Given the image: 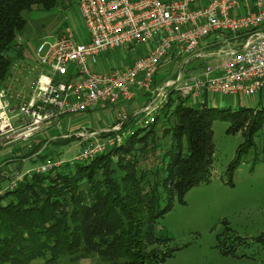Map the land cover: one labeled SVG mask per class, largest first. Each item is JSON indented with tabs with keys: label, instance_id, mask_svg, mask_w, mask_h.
Returning <instances> with one entry per match:
<instances>
[{
	"label": "trees",
	"instance_id": "1",
	"mask_svg": "<svg viewBox=\"0 0 264 264\" xmlns=\"http://www.w3.org/2000/svg\"><path fill=\"white\" fill-rule=\"evenodd\" d=\"M61 2L68 8L79 5V0H0V88L12 74L15 57L25 56L18 39L27 26L23 12L34 5L50 11ZM174 94L153 123L109 150L25 175L14 189L2 192L0 264H58L82 249L101 257L96 264H161L173 256L180 248L171 247L167 235H158L156 225L175 200L184 203L191 188L211 181L214 120L229 121V131H242L245 138L227 170L231 184L242 154L255 145L264 124L262 109H219L209 104L207 94L192 105ZM158 128L168 138L164 145L156 139ZM55 138L64 144L70 140ZM52 142V136L42 135L17 149L27 151L24 158L45 160ZM152 157L155 162L145 166ZM227 232L219 238L220 249L236 256L245 239L230 228ZM256 241L264 246V234Z\"/></svg>",
	"mask_w": 264,
	"mask_h": 264
},
{
	"label": "built area",
	"instance_id": "2",
	"mask_svg": "<svg viewBox=\"0 0 264 264\" xmlns=\"http://www.w3.org/2000/svg\"><path fill=\"white\" fill-rule=\"evenodd\" d=\"M79 8L85 37L68 28L41 40L35 49L40 71L28 89L0 88V146H20L55 127L62 131L69 115L103 111L141 93L151 100L137 114L151 123L172 92L189 100L212 93L252 96L264 89V0H79ZM135 47L140 52L128 64L101 68L104 56ZM197 60L205 65L191 72ZM170 67L172 75L158 84ZM127 119L120 111L113 127L74 131L93 139L76 161L122 142ZM62 163L48 157L15 175L7 190L25 175L47 173Z\"/></svg>",
	"mask_w": 264,
	"mask_h": 264
},
{
	"label": "rangeland",
	"instance_id": "3",
	"mask_svg": "<svg viewBox=\"0 0 264 264\" xmlns=\"http://www.w3.org/2000/svg\"><path fill=\"white\" fill-rule=\"evenodd\" d=\"M23 15L27 20V26L20 36V43L25 45V56L15 57L12 74L3 84L16 91L28 89L30 82L39 74L41 66L38 64L35 49L41 40L53 39L68 28L84 38L87 30L79 5L68 8L61 2L50 11L34 5L31 9L25 10ZM148 47L149 44L143 45V50ZM139 52V48L136 47L128 52L126 49L125 52L121 50L112 52L104 56L105 66L101 68L110 70L115 65L124 66ZM205 62V60L195 61L190 71H200ZM169 69V73L165 70L160 74L158 84H162L172 75L173 68ZM150 96L148 93H141L140 97H136L132 102L121 103L124 105L122 111L128 115L122 134L123 139L132 135V131L139 127L145 128L153 123H146L147 117L135 113L151 100ZM178 97L179 95L175 93L174 98ZM139 98H143L144 101L139 103ZM203 98L189 99L188 103L195 105L202 102ZM209 104L219 109L264 110V89L252 96L245 94L224 96L212 93L209 95ZM159 109L154 114L155 118ZM119 110V105H115L103 111L69 115L64 123L66 128L63 125L62 133L70 134L67 136L70 140L64 144L55 142L56 138H53L46 152L47 156L63 162L76 160L80 151L93 139L88 141L82 137L75 138L73 133L76 128L74 127L81 126L89 132L113 127L119 119ZM71 122H73L72 125H70ZM229 127L230 122L220 117L213 122L215 171L211 181L191 188L185 196L184 203L175 200L171 210L160 218L156 225L158 235H167L171 239L170 246L180 248L161 264H264V246L256 241L264 234V124L255 136V145L242 154L233 175V184L229 182L227 170L245 138L242 131L232 133ZM60 133L61 130L57 128V130H51L49 135L58 134L59 136ZM157 133H161L156 137L157 141L164 145L168 138L163 137L159 128ZM21 147L13 148V144H10L0 148V161L11 163L22 160L18 164L20 168L7 170L4 173L1 170V192L7 190L15 175L24 173L43 161V156L37 160L28 158L23 161L27 151ZM165 151L163 150V153ZM156 161L158 162L159 159ZM154 162L152 157L145 160L143 164L151 167ZM227 228L245 239V242L237 247L236 256L224 254L219 246L220 239L228 233ZM99 261L101 257L97 253L82 249L75 254L64 256L58 264H96ZM35 264H44V262L39 260Z\"/></svg>",
	"mask_w": 264,
	"mask_h": 264
},
{
	"label": "crops",
	"instance_id": "4",
	"mask_svg": "<svg viewBox=\"0 0 264 264\" xmlns=\"http://www.w3.org/2000/svg\"><path fill=\"white\" fill-rule=\"evenodd\" d=\"M140 95L141 94H139L137 97H140ZM138 101H139V103H142L144 100H143V98H139L138 99ZM123 106L124 105H119V111H122L124 108H123ZM123 108V109H122ZM141 110V108L139 109V110H137L135 113H138L139 111ZM73 124V122H71L70 123V125H72ZM81 127V126H80ZM79 126L78 127H74V128H76L75 130H77V128H80ZM64 128H66V126H65V124H64ZM52 131L53 130H57V128L55 127V128H52L51 129ZM51 130H47V131H45V132H43V133H41V134H39V135H37V136H47V135H49V132H51ZM59 133V132H58ZM60 136L62 135V131H61V133L59 134ZM37 136H35V137H37ZM49 136H52V139L53 138H55L56 136H58V134H51V135H49ZM34 137V138H35ZM34 138H32V139H34ZM65 138H67V137H65ZM31 139V140H32ZM24 145V144H23ZM47 146V144H45V147ZM0 148H3V147H1L0 146ZM26 159H28V158H24L23 159V161L24 160H26ZM12 160V159H11ZM10 160V161H11ZM17 160H19V159H17ZM12 161H14V160H12ZM22 160H19V161H17V162H9V163H7L8 161H0L1 163H0V172H1V170L3 171L2 173H4V172H6L7 170L9 171V170H13L14 168H18L20 165H18L20 162H21ZM18 165V166H17ZM22 165V164H21ZM21 167V166H20ZM19 167V168H20Z\"/></svg>",
	"mask_w": 264,
	"mask_h": 264
}]
</instances>
